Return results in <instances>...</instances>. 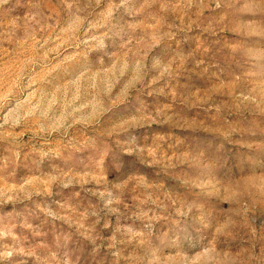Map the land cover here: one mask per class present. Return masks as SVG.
Instances as JSON below:
<instances>
[{
  "label": "rangeland",
  "instance_id": "obj_1",
  "mask_svg": "<svg viewBox=\"0 0 264 264\" xmlns=\"http://www.w3.org/2000/svg\"><path fill=\"white\" fill-rule=\"evenodd\" d=\"M0 264H264V0H0Z\"/></svg>",
  "mask_w": 264,
  "mask_h": 264
}]
</instances>
